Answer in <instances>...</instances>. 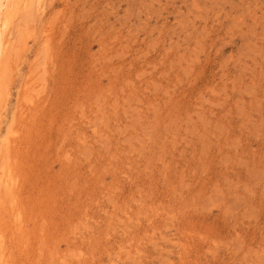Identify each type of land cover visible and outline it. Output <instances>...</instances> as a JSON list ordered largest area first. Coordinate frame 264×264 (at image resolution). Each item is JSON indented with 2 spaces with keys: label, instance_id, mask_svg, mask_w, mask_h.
Returning <instances> with one entry per match:
<instances>
[{
  "label": "rangeland",
  "instance_id": "374dc122",
  "mask_svg": "<svg viewBox=\"0 0 264 264\" xmlns=\"http://www.w3.org/2000/svg\"><path fill=\"white\" fill-rule=\"evenodd\" d=\"M0 4V264H264V0Z\"/></svg>",
  "mask_w": 264,
  "mask_h": 264
},
{
  "label": "bare ground",
  "instance_id": "6f19581e",
  "mask_svg": "<svg viewBox=\"0 0 264 264\" xmlns=\"http://www.w3.org/2000/svg\"><path fill=\"white\" fill-rule=\"evenodd\" d=\"M0 2H1V0H0ZM0 7H1V4H0ZM1 25V27L3 26V24H0ZM1 44H2V41H1V39H0V46H1ZM7 103V102H6Z\"/></svg>",
  "mask_w": 264,
  "mask_h": 264
}]
</instances>
